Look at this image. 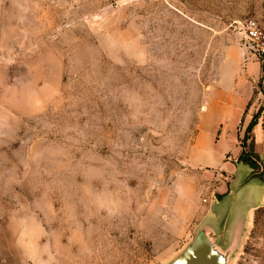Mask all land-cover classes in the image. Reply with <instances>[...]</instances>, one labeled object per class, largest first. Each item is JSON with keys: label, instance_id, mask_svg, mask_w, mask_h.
I'll use <instances>...</instances> for the list:
<instances>
[{"label": "rangeland", "instance_id": "rangeland-1", "mask_svg": "<svg viewBox=\"0 0 264 264\" xmlns=\"http://www.w3.org/2000/svg\"><path fill=\"white\" fill-rule=\"evenodd\" d=\"M251 22L264 0H0V264H172L207 224L234 244L264 200ZM242 150L263 179L241 162L219 199ZM228 264H264V203Z\"/></svg>", "mask_w": 264, "mask_h": 264}, {"label": "crops", "instance_id": "crops-1", "mask_svg": "<svg viewBox=\"0 0 264 264\" xmlns=\"http://www.w3.org/2000/svg\"><path fill=\"white\" fill-rule=\"evenodd\" d=\"M260 68L259 62L252 61L247 64V76L251 74H255ZM246 75L243 76H238L237 80L233 79V82L223 90L219 91V94L216 96L217 99L213 100L215 103V106L218 108L217 110L221 113H231V114H238V113H243L247 105L249 103V100L251 99L252 96V91L248 90L247 88L243 87L244 81L247 79ZM218 93V92H217ZM238 159V158H237ZM231 160L232 166H229L227 168H223V172L225 173H230L231 178L228 179L229 185L226 186V188L220 192V197L219 199H224V197L231 192V184L235 181V172L238 169V166L240 165L241 162H238V160ZM219 199H216L214 201H217ZM251 205H249L248 210L246 211L245 217H240L237 222L235 223V226L232 231L233 239L234 237L239 233L244 231L245 227V222L247 220L251 219L253 216L254 212L261 207V205L264 203V200L261 199L260 204L257 205L258 201L255 199V201H252ZM206 226L211 227L216 235L220 238L224 231H219L217 227L211 226L207 224ZM221 228V227H220ZM219 228V229H220ZM222 230V229H221ZM229 246V245H228Z\"/></svg>", "mask_w": 264, "mask_h": 264}, {"label": "water", "instance_id": "water-1", "mask_svg": "<svg viewBox=\"0 0 264 264\" xmlns=\"http://www.w3.org/2000/svg\"><path fill=\"white\" fill-rule=\"evenodd\" d=\"M240 235L241 232L234 237V244L223 248L214 230L204 226L172 264H228V258Z\"/></svg>", "mask_w": 264, "mask_h": 264}, {"label": "built area", "instance_id": "built-area-1", "mask_svg": "<svg viewBox=\"0 0 264 264\" xmlns=\"http://www.w3.org/2000/svg\"><path fill=\"white\" fill-rule=\"evenodd\" d=\"M246 37L255 56L257 58L264 57V29L258 24L251 22L247 26Z\"/></svg>", "mask_w": 264, "mask_h": 264}, {"label": "trees", "instance_id": "trees-1", "mask_svg": "<svg viewBox=\"0 0 264 264\" xmlns=\"http://www.w3.org/2000/svg\"><path fill=\"white\" fill-rule=\"evenodd\" d=\"M258 117V115H255L254 116V119H256ZM253 121L251 122L250 126L251 125H254L253 124ZM248 138V136H245V140ZM238 162H242L246 165H249L252 169V175L251 177L253 178H260V179H263V176L261 174H259L258 172H256V162L255 160L252 158V156L248 155L247 152L245 150H242L240 155L238 156Z\"/></svg>", "mask_w": 264, "mask_h": 264}]
</instances>
